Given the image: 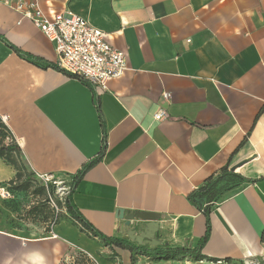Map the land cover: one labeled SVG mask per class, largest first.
Masks as SVG:
<instances>
[{"label": "crops", "instance_id": "1", "mask_svg": "<svg viewBox=\"0 0 264 264\" xmlns=\"http://www.w3.org/2000/svg\"><path fill=\"white\" fill-rule=\"evenodd\" d=\"M3 1L0 120L25 165L41 177H70L89 166L72 199L102 235L138 245L129 235L147 233L150 225L129 223L126 215L152 212L160 217L153 232L160 247L191 249L205 236L207 219L189 196L228 168L245 180L230 177L232 185L211 204L212 231L201 254L242 264L262 253L264 180H252L264 177V0H40L48 19L70 10L127 54L128 70L99 91L20 55L58 67L50 39ZM164 110L171 118L156 122L153 115ZM16 175L0 158V183ZM55 231L64 241L90 237L72 221ZM0 238L8 248L4 264H13L9 246L20 239ZM55 240H28L38 253L24 256L58 264L62 247ZM112 248L125 264L198 262Z\"/></svg>", "mask_w": 264, "mask_h": 264}, {"label": "rangeland", "instance_id": "2", "mask_svg": "<svg viewBox=\"0 0 264 264\" xmlns=\"http://www.w3.org/2000/svg\"><path fill=\"white\" fill-rule=\"evenodd\" d=\"M11 142L12 137L5 138V143ZM25 166L28 168L32 184L30 190H17L16 188L20 184L14 183L16 178L0 183V237L20 239L18 244L12 243L9 246L13 251V264H34L32 256L30 259L24 256L26 251L32 252L30 254L38 253L33 248L26 246L31 243L28 240L52 238L56 234L57 225H69L70 222L65 198L70 192L73 178L55 175L41 177L27 165ZM4 188L9 190L10 197L8 195L2 197L1 189ZM41 188L45 189L44 194L38 192ZM35 208L38 210L34 211ZM56 240L60 241V247H62L61 251L58 249L55 256V261L58 264H125L120 252L118 253L114 248L96 242L90 237L80 238L78 235L77 238L71 236V241L59 238ZM7 249L6 244L0 238V264L5 262ZM131 264H136L135 258L131 259Z\"/></svg>", "mask_w": 264, "mask_h": 264}, {"label": "built area", "instance_id": "3", "mask_svg": "<svg viewBox=\"0 0 264 264\" xmlns=\"http://www.w3.org/2000/svg\"><path fill=\"white\" fill-rule=\"evenodd\" d=\"M4 4L35 24L54 44L59 55L58 69L84 79L97 90H107L108 82L121 77L127 71L128 56L112 46L99 27L70 10L48 19L40 6V0H4ZM163 96L169 99L170 94ZM154 120L162 123L171 118L166 111L155 113ZM5 121V118L3 119ZM2 197L11 196L7 188L1 189ZM197 264H230L226 260H200ZM242 264H264V244L258 256H248Z\"/></svg>", "mask_w": 264, "mask_h": 264}, {"label": "trees", "instance_id": "4", "mask_svg": "<svg viewBox=\"0 0 264 264\" xmlns=\"http://www.w3.org/2000/svg\"><path fill=\"white\" fill-rule=\"evenodd\" d=\"M17 52L29 60L37 61L45 68H49V67L58 68L52 63H47L35 56L32 57L30 55L22 53L21 51H17ZM80 80L86 81L84 79H80ZM8 136L12 137L6 124L0 120V158H2L9 165L13 166V168L16 169L17 175H16V181H14V183L16 184L18 182V184H20L19 186H17L16 189L19 191L30 190L32 188V184L30 181V176L28 175V168H26L22 159L21 149L13 140V138L11 143L9 144L5 143V138H7ZM88 168L89 166L86 167L77 175L71 176L73 178L72 186L70 192L65 198L66 199L65 206H66L67 214L70 217L69 221H72V223L75 226H77L82 233L88 234L91 238L100 239L103 245L115 247L119 249L122 248L125 250H129L133 255L140 254L148 257L150 260H159V261L180 260L184 258H188L195 261L206 259L201 254V251L204 248V246L208 243L207 241L212 231V226L210 225V215H211V207H212L211 204L215 203V201H217L221 197V193L223 190H226L227 188L230 187V185H232L233 179L230 177H236L242 181L245 180L244 177L235 174L231 171L229 172L228 168H225L218 175L209 178L204 186L198 188V190L190 194L189 200L192 202L193 205L196 206L198 210L204 213L207 219L206 234L204 237H202V239L200 240V245L196 249H191L186 246L184 248L170 247L169 245L165 247L156 246L152 248H146L140 245H133L131 242H128L124 239L119 240L113 237L106 236L104 234L102 235L80 213L79 209L74 204V201L72 199V193L74 192V185L76 183L75 181L82 178ZM262 180H264V177L261 180H252V181L258 182ZM221 183L223 184L221 185ZM38 192L44 194L45 189L41 188L40 190H38ZM205 199L207 201H205ZM37 210H38L37 208L34 209V211ZM55 224L58 223L55 222Z\"/></svg>", "mask_w": 264, "mask_h": 264}, {"label": "water", "instance_id": "5", "mask_svg": "<svg viewBox=\"0 0 264 264\" xmlns=\"http://www.w3.org/2000/svg\"><path fill=\"white\" fill-rule=\"evenodd\" d=\"M119 213L121 214L120 217L124 218L125 213L122 210H119ZM159 215L155 213H146V212H135L133 214L126 215V220L130 223L132 221H135V219L145 221L149 223V230L148 232H144V234H137L136 232L131 233L129 235L130 239L138 245L145 246V245H153L152 247L159 246L158 242L154 239V233L158 230L157 222L159 221ZM155 225V226H154Z\"/></svg>", "mask_w": 264, "mask_h": 264}, {"label": "bare ground", "instance_id": "6", "mask_svg": "<svg viewBox=\"0 0 264 264\" xmlns=\"http://www.w3.org/2000/svg\"><path fill=\"white\" fill-rule=\"evenodd\" d=\"M58 237V235L57 234H55V236L54 237H52L53 239H56Z\"/></svg>", "mask_w": 264, "mask_h": 264}]
</instances>
